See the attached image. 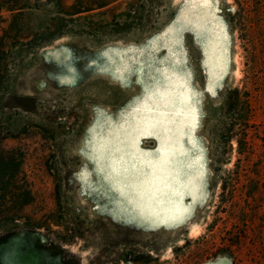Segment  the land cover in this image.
Segmentation results:
<instances>
[{"label": "rangeland", "instance_id": "obj_1", "mask_svg": "<svg viewBox=\"0 0 264 264\" xmlns=\"http://www.w3.org/2000/svg\"><path fill=\"white\" fill-rule=\"evenodd\" d=\"M183 4L0 0V264H264V0L197 7L212 46L165 35ZM177 59L195 94L180 141L193 179L132 211L89 142ZM129 131L128 150L155 159L159 133Z\"/></svg>", "mask_w": 264, "mask_h": 264}, {"label": "snow or ice", "instance_id": "obj_2", "mask_svg": "<svg viewBox=\"0 0 264 264\" xmlns=\"http://www.w3.org/2000/svg\"><path fill=\"white\" fill-rule=\"evenodd\" d=\"M215 0H184L174 24L166 36L170 42L179 43L182 33L192 31L209 46L213 45L211 30L201 23L195 9ZM162 39V38H160ZM179 59L171 61L168 69H158V75L149 74L144 95L123 118V123L111 126L108 138L94 139L93 147L97 173L106 182L107 191L118 194L132 211L142 212L153 204L172 203L175 186L181 178L191 183L189 169L192 164L181 147L185 120L194 121V93H189L186 79L179 74ZM181 117L178 121L177 118ZM127 126V127H125ZM151 128L159 133L161 147L152 155L155 159L137 156L128 150L132 131ZM95 133V129L92 130ZM124 133L121 136V133ZM177 214L179 208L174 209Z\"/></svg>", "mask_w": 264, "mask_h": 264}, {"label": "trees", "instance_id": "obj_3", "mask_svg": "<svg viewBox=\"0 0 264 264\" xmlns=\"http://www.w3.org/2000/svg\"><path fill=\"white\" fill-rule=\"evenodd\" d=\"M5 1L11 3L14 0H5ZM3 161L5 166H14V159L11 156L6 157L5 159H3Z\"/></svg>", "mask_w": 264, "mask_h": 264}, {"label": "bare ground", "instance_id": "obj_4", "mask_svg": "<svg viewBox=\"0 0 264 264\" xmlns=\"http://www.w3.org/2000/svg\"><path fill=\"white\" fill-rule=\"evenodd\" d=\"M197 230H198V229H197ZM195 231H196V229L194 230V233H196V232H197V231H196V232H195Z\"/></svg>", "mask_w": 264, "mask_h": 264}]
</instances>
